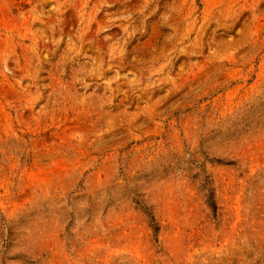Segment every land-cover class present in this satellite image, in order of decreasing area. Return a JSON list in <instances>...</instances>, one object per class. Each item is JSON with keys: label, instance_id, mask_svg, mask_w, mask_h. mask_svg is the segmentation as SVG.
<instances>
[{"label": "rangeland", "instance_id": "obj_1", "mask_svg": "<svg viewBox=\"0 0 264 264\" xmlns=\"http://www.w3.org/2000/svg\"><path fill=\"white\" fill-rule=\"evenodd\" d=\"M0 264H264V0H0Z\"/></svg>", "mask_w": 264, "mask_h": 264}]
</instances>
